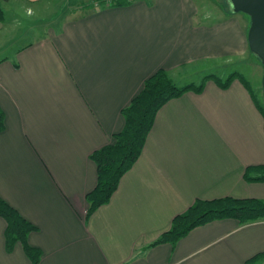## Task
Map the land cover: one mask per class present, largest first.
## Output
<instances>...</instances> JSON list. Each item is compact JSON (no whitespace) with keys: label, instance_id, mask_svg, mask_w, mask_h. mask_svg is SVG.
I'll list each match as a JSON object with an SVG mask.
<instances>
[{"label":"crops","instance_id":"obj_1","mask_svg":"<svg viewBox=\"0 0 264 264\" xmlns=\"http://www.w3.org/2000/svg\"><path fill=\"white\" fill-rule=\"evenodd\" d=\"M226 1L231 10L221 0L77 9L21 44L0 21V195L37 225L28 242L42 250L36 263L20 241L8 251L0 215V264H248L264 252V219H215L150 245L197 198L264 199V180L245 177L248 165H264V114L239 77L224 87L204 76L200 91L164 103L136 162L87 216L90 155L123 128L121 110L147 77L252 56L251 17Z\"/></svg>","mask_w":264,"mask_h":264},{"label":"trees","instance_id":"obj_2","mask_svg":"<svg viewBox=\"0 0 264 264\" xmlns=\"http://www.w3.org/2000/svg\"><path fill=\"white\" fill-rule=\"evenodd\" d=\"M0 0V21L6 17V11ZM100 5H124L131 0H98ZM213 77L221 86H228L234 77H239L248 84L243 74L234 71L226 79L214 74ZM246 84V85H247ZM204 81L190 82L178 85L170 76L168 70L159 68L144 81L141 90L136 93L129 104L122 108L124 126L113 134V140L98 149L90 157L97 165V183L86 193L89 202L87 216L92 214L100 205L107 203L117 189L121 177L128 171L140 156L148 132L153 126L156 113L160 107L172 97L183 94L188 90L200 91ZM249 88L250 85L248 84ZM256 102L264 114V107L256 97ZM5 128V112L0 106V131ZM248 180H264V165H248L245 169ZM0 215L6 220L5 245L8 251L14 249L20 241L26 254L36 263L42 256L39 247L28 242V235L37 225L27 219L16 207L0 195ZM235 218L241 223L264 219V199L259 197L220 196L214 198H197L183 212L177 213L171 226L165 230L150 245L160 242L175 243L194 227L221 218ZM264 257V252L248 259V264H257Z\"/></svg>","mask_w":264,"mask_h":264},{"label":"rangeland","instance_id":"obj_3","mask_svg":"<svg viewBox=\"0 0 264 264\" xmlns=\"http://www.w3.org/2000/svg\"><path fill=\"white\" fill-rule=\"evenodd\" d=\"M221 2L226 3L228 9L231 10L229 1L221 0ZM2 3L6 11V27L10 28L13 37L16 35L23 37L19 44L26 40H33L43 31L60 29L62 24L75 16L73 12L77 9L87 10L100 5L98 0H4ZM247 15L249 14L247 13ZM17 43L18 41H14L11 50L10 47L8 49L13 52L18 46ZM234 71L243 74L263 107L262 75L264 65L261 58L254 52L252 56L247 54L230 60L203 61L173 78L178 85H184L190 82L200 83L208 73L226 79Z\"/></svg>","mask_w":264,"mask_h":264},{"label":"water","instance_id":"obj_4","mask_svg":"<svg viewBox=\"0 0 264 264\" xmlns=\"http://www.w3.org/2000/svg\"><path fill=\"white\" fill-rule=\"evenodd\" d=\"M235 11H244L251 17L248 41L251 50L256 53L264 65V0H230ZM264 96V71L262 75Z\"/></svg>","mask_w":264,"mask_h":264}]
</instances>
